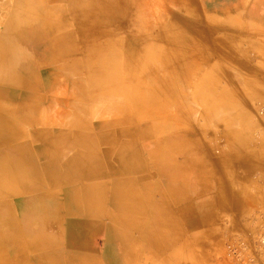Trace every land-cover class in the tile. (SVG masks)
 I'll list each match as a JSON object with an SVG mask.
<instances>
[{
	"label": "bare ground",
	"instance_id": "1",
	"mask_svg": "<svg viewBox=\"0 0 264 264\" xmlns=\"http://www.w3.org/2000/svg\"><path fill=\"white\" fill-rule=\"evenodd\" d=\"M31 2L35 0L1 6L6 16H0V83L30 91L20 82L21 73L42 61L51 66L62 61L74 98L69 103L72 114L61 118L58 127L41 120L45 129L27 135L0 107V199L23 197L13 212L2 213L18 223V233L11 237L15 259L18 255L13 260L97 264L98 249L102 258L120 264L119 247L135 242L164 247L173 236L172 208L185 204L186 217L199 207L208 208V200L197 203L203 191L215 190L228 209L230 199L222 192L230 151L213 156L192 114L201 102L208 118L210 109L220 103L224 108L222 101L232 98L224 91L211 102L213 86L207 83L219 71L209 70V53L232 63L237 60L233 43H210L200 35L195 42L173 24L157 25L150 0H47L42 4L55 6L44 7L48 12L39 18ZM62 3L65 13L57 10ZM23 40L30 41L27 47ZM157 43L162 45L159 58ZM17 46L12 59L24 72L9 57ZM27 97V109H36L35 97ZM17 114L13 118L25 123L32 118L24 109L22 117ZM217 119L228 124L223 116ZM93 120L99 121L92 127ZM225 137L233 143L230 135ZM178 155L180 163L175 161ZM147 165L163 178L162 188L147 184ZM112 174L120 180L111 181ZM52 184L65 188V195L51 191ZM96 236L103 241L95 243ZM3 249L0 245V258ZM36 253L43 257L34 260Z\"/></svg>",
	"mask_w": 264,
	"mask_h": 264
},
{
	"label": "rangeland",
	"instance_id": "2",
	"mask_svg": "<svg viewBox=\"0 0 264 264\" xmlns=\"http://www.w3.org/2000/svg\"><path fill=\"white\" fill-rule=\"evenodd\" d=\"M14 1L0 0L1 18L6 16L1 12V6L6 4L10 8V4ZM150 1L154 12L153 17L159 26L168 27L170 25L171 28L176 26L183 31V34L192 37L196 42L198 32H206V24L215 18L216 37L238 41L237 46L233 44V50H237L235 52L237 60L232 63L220 60L215 53H209V70L216 68L219 70L215 72L214 82L207 83L213 86L211 102L213 100L216 102L224 91H226L225 94L228 92L232 98L222 101L226 107L222 108L220 103L215 106L214 110L210 109L208 118L203 116L204 108L201 102L193 108L192 114L194 124L202 130L213 156L218 157L230 151L228 160L231 168L229 173L223 177L231 193L228 195L229 208H219V198L215 190L203 191L197 196V203L208 200L209 207H199L198 212L188 213L187 217H182L174 227H171L174 232L180 234L182 242L185 243L182 250L177 249V251L182 253L186 251L185 249H189L194 259L202 258L204 264H222L224 260L228 262L229 259L225 255V244L230 241L241 243L240 230L242 229L249 231V235H251L250 232H254L253 243L264 251V245L259 243L260 238L264 237V21L259 5L244 0L243 3L234 5L228 13L213 15V13H206L197 0ZM44 2L47 3V0L31 2L33 4L31 7L38 18L46 15L47 10L44 7L55 6L50 2L46 6L42 4ZM59 6L57 10L65 13L66 5L62 3ZM122 12H124L123 8ZM224 23L230 25V28L224 27ZM202 36L200 34V37ZM204 38L202 37L203 40ZM218 38L207 39H210L212 43L218 42ZM207 42L210 44L209 40ZM160 47H162L160 43L154 45L157 58H159ZM38 65L39 76L37 77L39 83L43 84L36 90L27 92L30 97H35L34 106L37 114H34L36 120L34 121L36 124L29 126L24 120L16 117L11 120L14 125L31 134L36 130L45 129L47 124L42 125L41 120L44 122L47 120L50 126L58 127L61 118L65 119L72 114L69 101L74 98V95H70V83L69 91L65 87L61 88L62 77L42 67L47 65L45 62L42 61ZM82 80L86 82L85 78ZM202 85L206 84L201 83ZM236 95L240 97L235 100ZM231 99L232 102H237L232 108L228 106L232 104ZM221 116L228 124L222 125L219 122L220 119L217 118ZM213 117L215 119H212ZM98 121L93 120L90 125ZM223 126L227 128H222ZM228 135H230V140H233L231 144L225 137ZM175 161L180 163L181 156L178 155ZM152 168L147 165V169L151 171L148 179L152 184L162 188L163 183L160 182H163V178L155 174ZM64 190L67 191L62 189L63 193H65ZM96 240L100 242L103 237H97ZM140 243L141 245L137 247L139 252L135 253L131 264H165L162 255L161 257L152 254L151 248H154L152 245L145 242ZM242 253L243 249L239 255L241 256ZM102 259L105 264H114L113 260ZM236 260L239 261V257ZM123 264H128V260L123 261Z\"/></svg>",
	"mask_w": 264,
	"mask_h": 264
},
{
	"label": "crops",
	"instance_id": "3",
	"mask_svg": "<svg viewBox=\"0 0 264 264\" xmlns=\"http://www.w3.org/2000/svg\"><path fill=\"white\" fill-rule=\"evenodd\" d=\"M247 1H249V3H251V4L259 5V8L261 10V14L263 15L262 19L264 21V0H247ZM197 2H199V4H201L202 8L205 10L206 13H208V14L209 13H213V15H216V13H217L219 15L220 13H225V12L228 13V12H230L233 9L234 5H236L238 3H243L244 0H197ZM216 24H217L216 23V19L212 18L206 24L207 25L206 32L205 31L202 32V33L198 32V34L199 35L201 34V35H203L205 37H209V38H212V37L214 39L218 38V37H216V31H215L216 30V27H215ZM223 26L227 27V29L230 28V25H228L226 23H224ZM23 41H25V40H23ZM23 41L21 42V45L25 44L26 47H27V45H29L28 43L30 41L26 40L25 43H23ZM218 41H222V42L226 41V43H228V42L230 43L231 40L228 41L227 38H222V39L218 38ZM13 42H10L8 44V47L13 48L14 47V43ZM231 43H233L236 46L238 45V41H236V40L231 41ZM18 49H19V46L16 47L15 51H13L11 49L9 50L8 53H10L9 57H11V59L16 54ZM28 56L27 57L25 56L26 59L29 58ZM75 56H77V55H74V57ZM11 61L13 63L14 62L16 63V64L14 63L15 64L14 68H17L18 66L21 67L20 62H17L18 60L15 61V60L12 59ZM61 62H59L57 65H55V67H53L51 65H45V66H42V67L48 68V69H50L49 71H52L55 75L61 76L62 78H61L60 87L61 88L65 87L69 91L70 90V88L68 87L69 81H68V79L65 76H63V72L61 71L63 69V67H64V63L65 62H62V63ZM10 68H12V67L10 66ZM38 68H39V65L33 66V67H28L26 69V73L25 74L21 73V76H19V77H21L20 78V82L22 81V82L26 83V87H29L30 91L36 90V88H39L40 85L43 84V83H41V84L39 83V80H38V77H37V76H39ZM21 69L24 72L22 67H21ZM30 91L25 89L22 92V91L18 90V87L14 86L13 84L0 83V107L2 105H4V107H5L4 109L6 111H8L9 114H11L12 118L14 116H16L17 113H18L17 116L20 114L19 116L22 117L23 115L21 114V112L23 111V109H24V111L29 112L28 115L29 116L32 115L31 116L32 118H27L28 119V123H26V124H29V126H31V123H32V122H29V121H32L31 119H33L34 118L33 117L34 114H36L35 113L36 109L34 107L30 106V108L27 109L29 107V105L27 103V100L29 99L27 97V92H30ZM1 98L5 99V100H3ZM8 101H10V103ZM11 102H13V104ZM17 102H19V103H17ZM70 102H72V101H69V103ZM25 105H28V106L25 107ZM17 108H18V110H17ZM19 110H21V111H19ZM91 126L93 127V124ZM92 129L93 128H91V131L93 132ZM18 131H20L22 134H25V135H27V133H29L26 130H23L21 128H19ZM102 134L103 133L100 134L101 135V139H102V137H104V135H102ZM34 146L38 147L36 145H34ZM99 146L102 147L103 145L99 144ZM42 161L43 160H40V163ZM118 180H120L118 175H116V174H112L111 175V181L114 182V181H118ZM147 184L151 185V186H154V187H157L156 184H152L150 182V179L147 180ZM51 186H52L51 187V191L53 190V192H55L57 195H62V196L65 195L66 191L64 190L65 193L62 192V186H60V185L58 186V184H54V185L52 184ZM218 192L221 193L222 191L221 192L218 191ZM222 193L223 194H227V195L231 194L228 191V187ZM20 198H23V197H20ZM20 198L16 197V196H14V197L10 196V197H5L3 199H0V201L1 200L4 201V202L0 203V233L3 232V234L5 235V236H3V239H1L2 236H0V245H2V249L4 248L2 250L4 253H3L2 257L0 258V260L3 259L4 260L3 261L4 264H27V262H25L26 260H21V261H17V262H15L13 260V259H15L14 252H13L14 246L11 244L12 243L11 237L14 234L18 233V229L19 228H18V223L13 218V215H9L10 214L9 212H13L14 205L16 206V201L19 200ZM218 206H219V208H224L219 203V201H218ZM183 208H184V204L183 205H179V207L176 206V207L172 208V210H171V213L173 215L174 221L171 222V226H170V229H169L173 233V236L170 238V240L169 241H165L163 243L164 247L157 248L154 244L153 245L150 244L154 248L153 249L151 247H149V248H151V251L153 252L152 254L154 256H161L162 255L163 258H164L163 262L165 264H204L202 258H199L198 260L194 259V257L190 254L191 252H190L189 249H185L186 251H183L182 253L177 251V249L182 250V246L185 245V243L182 242L180 234L178 232H174L171 227H174V225L177 224L178 221L181 220L182 217L183 218H184V216L186 217L187 211H185ZM224 210H226V209H224ZM4 212L9 213V214H7L6 216H2V213H4ZM248 233H249V231H246L244 229L240 230V234H241L240 235V239H241L243 253H242L241 256H239V261H237L235 259L233 261L227 260L228 262H226V260H224L222 264H224V263L225 264H264V251H262L261 248H257L255 246V244L253 243V239H254V236H255V234L253 236L254 232L253 233L250 232L251 235H249ZM97 237H101V236H96L95 239H92L95 243L97 242V240H96ZM97 243H99V242H97ZM15 244L19 245V244H23V242L22 241L16 242ZM9 245H12V246H9ZM130 245H131L130 247L127 246L126 248H124L125 250L122 249V247H121L122 251L120 250V247H119V253H118V257L117 258L120 260L121 264H123V261H126V259L128 260V264H131V260L134 259L133 256L135 255L136 252H139L137 250V247H139L141 245V243L140 242H135V243H131ZM95 248H96V246H95ZM10 249H11V251H10ZM8 251H10V252H8ZM101 254H102L101 250L98 251V252L96 250V252H95V258L96 259L95 260L97 261V264H105V262L101 258L102 257ZM17 256H16L15 260H18ZM42 257H43V255H42ZM42 257H41V255L39 253H36V254L33 255V259L34 260L35 259L39 260ZM53 259H55V261L57 262L56 258H53ZM41 261L44 263L43 259H41ZM43 263H41V264H43ZM217 264H219V263H217Z\"/></svg>",
	"mask_w": 264,
	"mask_h": 264
},
{
	"label": "built area",
	"instance_id": "4",
	"mask_svg": "<svg viewBox=\"0 0 264 264\" xmlns=\"http://www.w3.org/2000/svg\"><path fill=\"white\" fill-rule=\"evenodd\" d=\"M259 243L264 245V237L262 236L259 240ZM242 251V244L238 241H230L225 244V255L229 260H235L238 258Z\"/></svg>",
	"mask_w": 264,
	"mask_h": 264
}]
</instances>
